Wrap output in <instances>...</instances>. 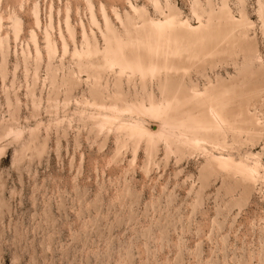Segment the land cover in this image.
<instances>
[{"label": "rangeland", "instance_id": "obj_1", "mask_svg": "<svg viewBox=\"0 0 264 264\" xmlns=\"http://www.w3.org/2000/svg\"><path fill=\"white\" fill-rule=\"evenodd\" d=\"M90 1L99 22L100 4L116 24L111 7L128 9L126 0ZM131 1L153 13L147 0ZM170 1L195 24L188 0ZM230 7L238 17L235 0ZM244 7L253 23L249 36L264 56L257 0H245ZM67 15L75 42L66 32ZM0 16V264H264L263 180L245 190L238 175L204 179L202 152L180 155L161 142L151 155L140 144L134 157L131 141L120 147L124 135L94 130L87 116L94 109L79 104L89 98L85 84L71 92L51 84L53 72L60 78L73 66L80 24L90 33L86 0H0ZM14 17L21 24L17 38ZM45 29L57 47L50 59ZM59 31L67 43L65 56ZM257 61L224 54L191 78L226 84L240 69L258 67ZM260 84L227 88L238 94ZM249 153L264 167V137L231 151L236 159Z\"/></svg>", "mask_w": 264, "mask_h": 264}, {"label": "bare ground", "instance_id": "obj_2", "mask_svg": "<svg viewBox=\"0 0 264 264\" xmlns=\"http://www.w3.org/2000/svg\"><path fill=\"white\" fill-rule=\"evenodd\" d=\"M188 1L195 24L170 0H147L153 13L145 5L126 0L128 9L123 12L111 7L117 25L103 4L99 6V22L91 1L86 0L90 33L81 23L80 45H73L71 52L72 68L62 72L60 78L53 72L50 81L67 92L85 84L89 98L83 96L79 104L94 109L87 115L94 130L124 135L126 140L119 143L120 147L131 141L134 157L140 144L151 155L159 142L168 152L180 155L200 151L205 155L201 172L204 179L215 174L238 175L248 190L251 181H264V167L257 154L236 159L231 151L243 142L264 137L259 102H264V56L249 36L253 23L245 11V0H235L238 17L230 0ZM32 13L39 27L36 6ZM257 14L264 20V0H257ZM1 21L2 16L0 26ZM65 28L75 42L68 15ZM12 29L17 38L21 30L17 17L12 19ZM64 36L59 31L63 55L68 51ZM30 39L38 59L40 51L33 30ZM44 42L50 59L57 47L47 29ZM224 54L257 58L258 67L240 69L226 84L218 78L207 77L202 84L191 78V73L200 74V69L217 63ZM252 80H258L260 86L238 94L228 92L231 84ZM9 132L21 135L20 130L11 128Z\"/></svg>", "mask_w": 264, "mask_h": 264}]
</instances>
